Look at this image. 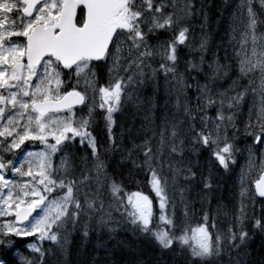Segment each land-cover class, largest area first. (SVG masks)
I'll use <instances>...</instances> for the list:
<instances>
[{"label": "snow or ice", "instance_id": "obj_1", "mask_svg": "<svg viewBox=\"0 0 264 264\" xmlns=\"http://www.w3.org/2000/svg\"><path fill=\"white\" fill-rule=\"evenodd\" d=\"M195 11L190 0H185L183 7L176 0H0V217L6 218L0 224V247L11 250L16 239L38 237L52 241L63 253L69 228L75 229L84 220L87 237L95 221L111 232L114 229L109 225L119 223L113 214L119 213L134 230L154 237L162 250L172 251L176 244L190 250L192 264H218L224 255L229 256L227 264H246L242 258L250 239L246 221L254 220L252 227L264 232V160L254 164V154L248 150L249 168L241 174L239 208L231 213L226 228L219 226L211 203L218 186L217 166L231 172L236 154L242 151L236 144L240 129L235 121L249 93L258 95L260 104L249 109L243 131L253 137V145L264 144V0H241L238 5L235 16L239 27H232L238 50H233L238 80L248 78L249 83L233 81L226 91L216 87L220 74H229V66L220 64L219 59L205 68V57L200 55L199 62L188 59L185 71H180L181 46L189 48L190 56L208 49L206 35L197 41L187 23ZM169 32L168 39H160ZM100 62L108 69L106 85L96 78ZM156 63L159 69L153 67ZM148 69L153 77L162 71L166 81L173 78L177 111L166 110L153 118L149 102L141 127H133L120 142L114 133V113L149 79ZM193 87L195 107L187 97L180 104L179 97ZM230 91L235 94L229 95ZM78 105L81 111L87 109L79 118L75 112ZM97 107L104 114L110 150L121 154V166L130 164L150 174L158 218L148 195L125 193L110 175V164L101 156L90 131L100 114ZM210 108H216L214 118L206 115ZM229 128L234 129L231 135ZM36 141L43 150L25 151L27 142ZM77 141L81 147L87 142L90 154L79 160L65 156L57 168L53 157L70 151ZM18 150V159L5 160L3 153ZM204 151L210 152L207 174L201 173L195 188L199 189L197 198L208 208L201 209L203 221L195 227H179V205L185 219L196 215L192 193L197 173L189 153ZM253 168L258 169V178L245 186V177ZM9 169L12 177L30 179L6 178ZM170 184L175 189L172 195ZM257 198L261 204L258 218L254 211ZM248 201L253 207L251 216ZM221 211L229 214L218 205L217 214ZM26 247L32 257L22 256L21 264H48L46 250L33 243Z\"/></svg>", "mask_w": 264, "mask_h": 264}, {"label": "trees", "instance_id": "obj_2", "mask_svg": "<svg viewBox=\"0 0 264 264\" xmlns=\"http://www.w3.org/2000/svg\"><path fill=\"white\" fill-rule=\"evenodd\" d=\"M177 1V0H176ZM180 6L183 7L185 0H179ZM195 6V15L187 17V23L192 27L196 40L199 41L202 35H206L208 40V49L204 53H193L189 55V48L181 46L183 51L181 52L180 71H185V61L188 59H195L199 62L200 55L205 57V68L208 63L219 59L220 64L228 65V76L220 74V78L216 81V87L218 91L229 90L233 86V81L242 83L247 86L249 79L245 78L243 81H239V65L236 60L234 47L238 50V45L233 40L232 27H239V22L236 20L235 14L238 11V5L241 0H190ZM259 9V4H256ZM203 27L204 32H201ZM261 29L264 30V25H261ZM171 33H165L161 35L160 39H168ZM159 59V58H158ZM154 68L159 69V64H153ZM149 72V79L139 85L136 89L133 98L131 100H125V103L121 107L120 111L114 113V119L116 121L114 125V133L118 141H122V137L128 133L129 130L139 129L144 122L145 109L150 106L153 110V118L155 115L163 114L166 110L172 113L177 111V92L173 78L169 77L166 81L165 75L162 71L158 72L156 76H152L151 69ZM194 74V73H193ZM259 72L255 73V76L259 78ZM190 84L194 85V81L189 78ZM206 81L202 77L200 83L204 84ZM229 95H234V92H229ZM195 88H190L186 93L179 97L180 104L185 102V97L192 101V106L195 107ZM259 107L260 97L257 95L253 97L249 93L246 97L245 103L242 104L238 110L236 117V127L240 129L239 136L236 140L237 147L242 151L236 154L237 163L232 166V171L225 173L223 169L218 168L215 173V178L218 183L215 192V199L212 200L211 208L213 215H218L219 226L223 229L228 226L232 221L231 213L239 208V192L241 183L242 172H247L244 165L249 159V149L254 154L252 157H263L264 159V144L253 145V137L246 136L244 134V126L248 122L249 109L253 105ZM81 116L86 115V110L81 111ZM97 115L94 124L90 131L96 137L98 141V149L101 156L105 158L110 164L109 173L114 176L115 179L122 184L125 193H132L140 191L145 195H148L153 200L155 205V211L158 218L159 208L156 203L155 193L151 189L149 184L150 174L147 169H137L130 164L127 166H121V154L119 152L113 153L110 150L111 141L108 138V129L106 121L104 120V114L102 112ZM206 115L215 117L216 108H210L207 110ZM234 129L229 128L228 132L231 135ZM134 134V133H133ZM131 139V137H129ZM139 142V141H137ZM130 146V145H129ZM106 149H109L107 152ZM91 149L85 146L81 147L79 141L71 145L70 151L65 150L63 153H57L55 160L61 161L65 156H75L77 160L81 157L90 154ZM191 158V164L193 171L197 173V180L194 182L193 187L199 183L201 179V173L207 174V166L210 157L209 151H204L200 155L189 153ZM188 163V160L185 161ZM167 171V169H165ZM255 174L251 173L250 176L245 177V186L248 181L254 179ZM182 179V178H181ZM202 187V184L200 185ZM175 191L169 187V195ZM196 191L192 193V204L194 205V211L196 215L194 217L184 218L183 206L179 205L177 208V215L179 217V227H195L198 222L203 221V211L207 210L208 204L205 202L202 204L199 198L196 196ZM223 197V199H221ZM179 197L177 196V200ZM220 205L229 214L225 215L224 211L217 214V206ZM256 217L261 214V204L259 199L254 208ZM253 207L250 201H248V213L251 216ZM113 219L119 221V223L110 224L109 227L114 231H109L108 227L101 228L95 221L91 223L89 228V235L85 237V223L82 220L81 223L75 228H69L67 234L66 251L63 253L60 251L58 245L52 241H41L38 237H28L25 240L16 239V247L9 250L6 247H0V259L2 264H21V257H32V253L26 247L27 244L33 243L47 252L48 264H192V257L190 250L182 247L179 244L175 245V249L172 251L162 250L156 243L154 237L146 236L137 230L133 229V226L126 220L122 219L119 213L113 214ZM158 222V220H157ZM254 220H247L245 223V229L250 233V239L247 243L246 255H243V259L246 264H264V232L258 229H254L252 225ZM229 259L228 255H224L222 261H218V264H227Z\"/></svg>", "mask_w": 264, "mask_h": 264}, {"label": "rangeland", "instance_id": "obj_3", "mask_svg": "<svg viewBox=\"0 0 264 264\" xmlns=\"http://www.w3.org/2000/svg\"><path fill=\"white\" fill-rule=\"evenodd\" d=\"M176 2L180 5L179 0H177ZM83 85H84V81L81 80V88L83 87ZM96 102H97V105H98V104H99V96H98V95H97V97H96ZM62 115H63V114H62ZM50 142H51V143H54V141H50ZM27 146H32L33 148H29V149H27V150H25V151L39 152V151H41V150L44 149V146H43L42 144H40L39 141H37V144H36V143H30V144H27ZM34 146H36V147H34ZM251 159H252V161L254 162V164H258L261 160H264L263 157H259V158H258L257 155H256V157H251ZM53 163H55V159H54V157H53ZM55 166H56L57 168L59 167V166H57V165H55ZM244 167H245V170L248 171V168H249V159L247 160V162H246V164L244 165ZM26 169H27V165H25V170H26ZM256 172H258L257 168H253L252 173H256ZM9 174H11L10 177H9ZM5 175H6V178H13V179L19 180L20 182H24V181H27V180L30 179L29 177H18V176H17V177H12V173H11V170H10V169L7 170V172L5 173ZM0 219H2V221L0 220V224H2L6 218H2V217H0Z\"/></svg>", "mask_w": 264, "mask_h": 264}, {"label": "water", "instance_id": "obj_4", "mask_svg": "<svg viewBox=\"0 0 264 264\" xmlns=\"http://www.w3.org/2000/svg\"><path fill=\"white\" fill-rule=\"evenodd\" d=\"M79 106V105H78ZM77 107V106H76Z\"/></svg>", "mask_w": 264, "mask_h": 264}]
</instances>
